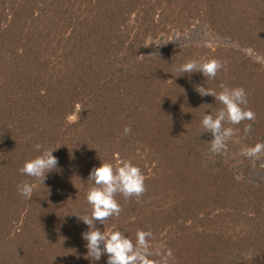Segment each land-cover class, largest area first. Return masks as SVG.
I'll return each mask as SVG.
<instances>
[{
  "label": "trees",
  "instance_id": "16d2710c",
  "mask_svg": "<svg viewBox=\"0 0 264 264\" xmlns=\"http://www.w3.org/2000/svg\"><path fill=\"white\" fill-rule=\"evenodd\" d=\"M194 22L227 41L140 55L145 39ZM247 49L264 56V0H0V264L38 255L106 264V255H86L79 218L92 211L90 170L122 160L141 169L145 191L117 193L119 214L96 228L134 244L138 231L151 232L155 264L169 250L167 264H264V181L239 167L230 146L235 136L248 148L264 143V65ZM207 59L222 65L214 79L178 76L180 64ZM201 86L242 87V107L255 113L225 120L233 134L217 154L201 119L224 106ZM36 144L56 149L43 182L19 172L40 154ZM24 181L30 199L17 191Z\"/></svg>",
  "mask_w": 264,
  "mask_h": 264
},
{
  "label": "clouds",
  "instance_id": "9594fccd",
  "mask_svg": "<svg viewBox=\"0 0 264 264\" xmlns=\"http://www.w3.org/2000/svg\"><path fill=\"white\" fill-rule=\"evenodd\" d=\"M221 67V63L216 59L188 60L180 64L176 71L179 73L178 76L199 72L204 77L214 79ZM197 91L201 96H212L215 101H219L224 106L215 117L211 113L205 114L204 112L201 119L202 128L212 135L210 152L220 153L226 148V140L233 134L232 128L224 127L225 120L236 125L244 120H254L255 113L251 109L242 107L247 104V94L242 87L222 86V90L217 92L201 86L197 88ZM123 131L124 134H129L131 128L125 127ZM243 131L245 134L249 133L251 125H245ZM34 147L40 154L25 161L19 172L22 175L41 179L43 182L46 175L57 168L58 161L53 155L56 149L44 148L40 144ZM262 150H264V143H257L254 147L246 149L243 154L255 156ZM88 180L92 182V187L86 194V200L91 205L92 211L90 216L79 218L88 226V230L81 234L82 239L86 241V255L94 262L100 261L101 257L106 255V264H155L149 259L152 255L149 251L151 232L138 231L134 244L119 229L105 232L94 226L97 221L103 225L109 217L119 214L120 206L115 199L117 193L128 198L139 197L145 191V177L141 169L128 160H122L115 168L111 163L104 162L90 170ZM17 191L30 199L34 186L24 181L17 185ZM170 256L171 251L169 250L162 257L163 264H167Z\"/></svg>",
  "mask_w": 264,
  "mask_h": 264
},
{
  "label": "rangeland",
  "instance_id": "374dc122",
  "mask_svg": "<svg viewBox=\"0 0 264 264\" xmlns=\"http://www.w3.org/2000/svg\"><path fill=\"white\" fill-rule=\"evenodd\" d=\"M219 37L214 36L208 29L201 27L197 22H194L188 28L181 31H170L166 34L158 35L157 37H150L144 40L141 46V56L147 57L155 53L161 52L167 48H178V46H202V47H214L216 44L226 42ZM127 47V45H126ZM199 49V48H198ZM248 56H251L254 60L264 65V56L255 53L252 50L245 51ZM77 54V53H76ZM66 73H73L72 70L66 71ZM236 139V140H235ZM232 147L234 149L232 154L238 160V163L248 168V171L255 176L257 180L264 181V150L256 154L255 156H247L243 153L246 149H250L242 143H239L235 136L231 140ZM231 148V147H230ZM5 198L3 194H0V205L3 204ZM26 211V210H25ZM20 215H24L22 213ZM46 240H43L45 242ZM45 246V245H44ZM39 256V259L35 262H26L25 264H46V260H43V256ZM56 259V258H53Z\"/></svg>",
  "mask_w": 264,
  "mask_h": 264
}]
</instances>
